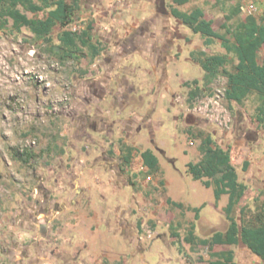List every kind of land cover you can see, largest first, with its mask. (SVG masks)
Returning <instances> with one entry per match:
<instances>
[{"label": "rangeland", "instance_id": "374dc122", "mask_svg": "<svg viewBox=\"0 0 264 264\" xmlns=\"http://www.w3.org/2000/svg\"><path fill=\"white\" fill-rule=\"evenodd\" d=\"M78 2L72 22L47 36L39 22L48 10H30L38 0L19 4L31 20L20 30L0 9V264H207L224 250L237 264H262L241 243L198 241L229 228L227 196L215 201L213 179L187 172L201 158V133L230 152L247 188L234 212L238 227L264 202L257 97L229 102L225 73L207 81L200 66L199 52L226 54L221 42L205 47L171 16L172 0ZM194 7L221 33L225 22L233 28L264 14V0H196L180 9ZM88 26L96 55L76 37ZM227 57L230 72L236 60ZM145 150L158 158L156 172L143 166Z\"/></svg>", "mask_w": 264, "mask_h": 264}, {"label": "trees", "instance_id": "16d2710c", "mask_svg": "<svg viewBox=\"0 0 264 264\" xmlns=\"http://www.w3.org/2000/svg\"><path fill=\"white\" fill-rule=\"evenodd\" d=\"M26 0H0V9L3 10L6 18L12 21V27L20 30L22 27L30 26L31 20L22 13L18 6ZM196 0H172L170 14L173 18L180 21L182 25L189 28L194 34H199L204 39L205 47L213 45L215 40L221 42V47L226 51L225 55H206L205 52H199L202 60L200 66L205 72V79L212 80L225 73L227 87L225 89V98L229 102L238 105L242 104L251 95H256L258 105L255 110V121L259 126L264 127V59L259 61V53L264 47V14L260 19L253 15H247L243 20L231 28L227 22L223 23L221 28L223 32L214 29L211 22L206 19L205 12L200 7H194L190 11H183V7ZM231 0H215L216 3H226ZM47 9V17L39 22L40 33L47 36L57 25L64 27L70 24L79 9L78 0L67 2L64 0H38V4L31 7V12H40ZM239 7L236 11L239 12ZM228 21L231 18H227ZM91 26L82 31L77 37L78 42L83 47H88L96 55V47L91 42ZM66 42V38H62ZM78 49V48H76ZM228 54L235 57L236 64L232 71H226L224 67L228 64ZM197 84L196 81H194ZM196 86L188 93V101L194 100L199 92ZM199 153L201 158L196 163L188 165L187 172L195 181L204 179H213V195L215 201H219L222 196H227V204L223 208L225 218L229 223L226 232H215L210 238L198 240L203 246L212 248L214 246H236L243 244L252 254L257 256L264 264V202L260 208L252 214L248 222L238 227L234 217V212L240 204L246 186L239 182L238 174L231 162L230 152L218 146L211 136L200 134ZM143 166L149 172H156L159 169L158 158L151 150H145L141 153ZM248 167V162H244L243 170ZM208 185V182H205ZM167 203L182 209L183 205L168 198ZM258 202V199L256 200ZM202 207L193 208L195 219ZM244 216V210H241ZM193 228L186 238L191 242L193 238ZM214 258L207 264H237L235 262V253L233 250H224L211 253Z\"/></svg>", "mask_w": 264, "mask_h": 264}]
</instances>
